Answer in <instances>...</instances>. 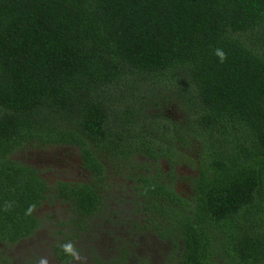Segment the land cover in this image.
Instances as JSON below:
<instances>
[{
	"label": "trees",
	"instance_id": "1",
	"mask_svg": "<svg viewBox=\"0 0 264 264\" xmlns=\"http://www.w3.org/2000/svg\"><path fill=\"white\" fill-rule=\"evenodd\" d=\"M170 99L181 118L163 113ZM63 145L89 184H48L12 159ZM174 164L195 171L189 192ZM122 171L132 224L175 264H264V0H0V245L32 237L37 209L60 201L68 233L53 252L67 264L60 245Z\"/></svg>",
	"mask_w": 264,
	"mask_h": 264
},
{
	"label": "rangeland",
	"instance_id": "2",
	"mask_svg": "<svg viewBox=\"0 0 264 264\" xmlns=\"http://www.w3.org/2000/svg\"><path fill=\"white\" fill-rule=\"evenodd\" d=\"M162 111L173 120L181 118L179 106L172 99L164 103ZM193 150L188 152L193 155ZM12 159L37 169L49 183L80 180L77 153L67 146L25 147ZM179 188L185 191L183 183ZM36 214L43 223L32 237L13 245H0L2 264H38L40 257H47L49 264H62L53 252V244L64 240L68 233L67 227L60 225L66 220L68 208L60 201L45 203ZM45 215L54 219L47 221ZM129 218L120 211L117 215L97 216L89 221L91 226L83 234L78 232L68 241L86 257L85 264H175L169 245L139 227H131Z\"/></svg>",
	"mask_w": 264,
	"mask_h": 264
},
{
	"label": "flooded vegetation",
	"instance_id": "3",
	"mask_svg": "<svg viewBox=\"0 0 264 264\" xmlns=\"http://www.w3.org/2000/svg\"><path fill=\"white\" fill-rule=\"evenodd\" d=\"M63 146L73 148L76 151L78 161H79L78 174H79L80 180H78V181L56 180V181L69 182V183L79 182V183H88L89 184L90 173L85 169V167H83L82 160H81L79 153H78V149L76 147L70 146V145H63ZM97 157H99L101 159V155H99V153H97ZM139 159L142 161L144 160V158H139ZM144 162H147L146 159L144 160ZM160 164L165 167L167 172L170 171L169 166L165 165L164 162H161ZM26 166H28V165H26ZM171 167L173 168L174 172H176L178 174V176L180 177L179 180L176 182L177 189L179 191H181L180 190L181 188H179V184L183 183V186L185 187L184 189L188 190V192H189V186L185 183V181H187V180L184 179V177L191 176V175L194 176L195 171L190 169V167L186 164H177V165L174 164ZM148 168H151V167L148 166ZM186 168L188 170H185ZM122 169L124 170V172L126 174L128 173V175H131V173L133 171L132 169H129V171H128L124 166ZM139 172H140V170L138 171V173ZM110 173H111L110 177L107 180H105L103 184H101V181H99V185L95 186L96 193H97V196L99 198V202H98V204H96V209L94 210V215L95 216L112 215V214L117 215V214H119V211H120L122 214L126 215V217L134 216L135 215V207H134V203H133V198L131 197L133 192L130 190L131 181H130L129 177H127L125 174H123V171H122V173H112V172H110ZM183 180H185V181H183ZM46 182L48 184L53 183V182L49 183L48 181H46ZM96 203H97V200H96ZM137 209H139V208H137ZM142 212L143 211L140 210L138 215L139 214L141 215ZM68 213H70V209H69ZM132 221H133V219L131 220L129 218V223H131L130 226L135 227V225L132 224ZM136 227H142V226L137 225Z\"/></svg>",
	"mask_w": 264,
	"mask_h": 264
},
{
	"label": "clouds",
	"instance_id": "4",
	"mask_svg": "<svg viewBox=\"0 0 264 264\" xmlns=\"http://www.w3.org/2000/svg\"><path fill=\"white\" fill-rule=\"evenodd\" d=\"M216 57L219 59V62L223 64L227 60V54L224 52L223 49L217 48L215 49ZM7 207H10L8 205ZM35 205H30L27 214L31 215L32 212L35 210ZM61 251L64 253L65 256L71 257V261L69 264H72V262H76V264H85L86 257H83L81 255V252L76 246L71 242H65L64 244L60 245ZM38 264H49V260L47 257H40Z\"/></svg>",
	"mask_w": 264,
	"mask_h": 264
}]
</instances>
